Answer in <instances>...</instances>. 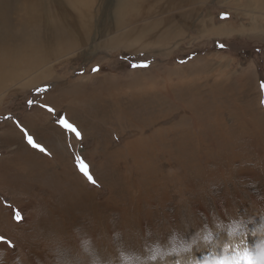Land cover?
Here are the masks:
<instances>
[{
    "label": "rangeland",
    "instance_id": "obj_1",
    "mask_svg": "<svg viewBox=\"0 0 264 264\" xmlns=\"http://www.w3.org/2000/svg\"><path fill=\"white\" fill-rule=\"evenodd\" d=\"M90 1L76 52L0 70V264H264V0H139L188 12L170 36L132 13L118 32V0ZM72 16L60 0L39 18Z\"/></svg>",
    "mask_w": 264,
    "mask_h": 264
},
{
    "label": "bare ground",
    "instance_id": "obj_2",
    "mask_svg": "<svg viewBox=\"0 0 264 264\" xmlns=\"http://www.w3.org/2000/svg\"><path fill=\"white\" fill-rule=\"evenodd\" d=\"M62 1H64L66 9L73 13L74 28L67 26L60 19L58 20L55 18L51 21V28L53 31H48L49 24L39 18L40 14L46 8L51 9L53 4L59 5L60 0H0V70H2V67L4 68L6 66L5 64L12 60L18 59L36 50L40 51V54H43L42 56L45 54L47 57L57 56L60 52L65 50H73L75 52L78 50L81 37L83 41L87 39L85 33L90 30V20L85 19L83 14L85 12L87 15H90L92 6L91 1ZM138 3L139 0H118L119 6L113 15L115 25L119 30L118 32L122 31V24L127 18L125 16L130 15V13L140 22L148 21L153 18L157 20L154 21L156 24H162L161 19L166 23H171L170 27H167L164 31L165 35L168 36H170L172 34L171 32L174 30L176 31L175 34H181L180 32L182 31H180L179 26L175 24L176 21L178 23L181 22L185 26L188 24L189 14L185 9H181L180 12L178 11L182 8L180 4L174 2L169 8H166V10L160 6L151 7L143 9V11L139 13L135 11V6ZM22 13L24 16L21 20L19 19L21 23L16 22L15 19H11L13 15ZM18 25H20L21 30L17 29ZM211 32L212 35H220V33L215 30ZM79 33H81L82 36H79ZM209 33L210 31L205 32L206 35ZM117 36L118 35L115 37ZM157 37L155 39H157ZM8 41H12L13 44H8ZM108 42L115 41L110 40ZM118 43L119 41L117 44ZM129 43L133 45L134 40L129 41Z\"/></svg>",
    "mask_w": 264,
    "mask_h": 264
},
{
    "label": "snow or ice",
    "instance_id": "obj_3",
    "mask_svg": "<svg viewBox=\"0 0 264 264\" xmlns=\"http://www.w3.org/2000/svg\"><path fill=\"white\" fill-rule=\"evenodd\" d=\"M221 46L223 47V45H221ZM93 71H99V68H94ZM262 86H264V85H262ZM46 91H47V86L42 87V88L37 90V95L45 93ZM34 103H35L34 100H29L28 101V106L32 107ZM39 107L43 108L48 113H51L52 115L57 116L56 110L53 107H51L50 105L41 104V105H39ZM7 119L11 120L12 117H8ZM56 123H58V125L63 130H65L66 132L73 133L77 139H81L82 138L81 132L78 130V128L72 122H70L68 120V118L66 116H57ZM16 126L23 132L27 143L32 148L37 149L39 152L44 153L45 155H51V153L48 152L47 149L43 145H41L40 143H38V142H36L34 140L33 136L29 134L27 129H25L20 124L19 121L16 122ZM76 161H77V166L79 167V169L83 173V175L87 178V180L91 184L95 185L96 181L93 178V176L89 173L87 165L82 162L81 157L77 156L76 157ZM16 220H17V223H20V222L23 221V215L20 214L18 210H17V213H16ZM2 243H8L9 246H14V245L11 244V241H7L4 237L0 236V244H2ZM244 259L249 260L251 262V264H257V259L253 258V256L249 252L245 253Z\"/></svg>",
    "mask_w": 264,
    "mask_h": 264
},
{
    "label": "clouds",
    "instance_id": "obj_4",
    "mask_svg": "<svg viewBox=\"0 0 264 264\" xmlns=\"http://www.w3.org/2000/svg\"><path fill=\"white\" fill-rule=\"evenodd\" d=\"M84 251L90 253V248L87 244L83 245ZM57 264H72V261L70 259L61 258L58 256L57 258ZM93 264H99L98 260H95Z\"/></svg>",
    "mask_w": 264,
    "mask_h": 264
},
{
    "label": "water",
    "instance_id": "obj_5",
    "mask_svg": "<svg viewBox=\"0 0 264 264\" xmlns=\"http://www.w3.org/2000/svg\"><path fill=\"white\" fill-rule=\"evenodd\" d=\"M229 17H230V15H229V14H223V15H221V17H220V18L224 20L225 18H229Z\"/></svg>",
    "mask_w": 264,
    "mask_h": 264
}]
</instances>
